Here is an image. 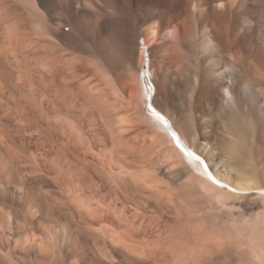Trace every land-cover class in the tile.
<instances>
[{"label":"bare ground","instance_id":"obj_1","mask_svg":"<svg viewBox=\"0 0 264 264\" xmlns=\"http://www.w3.org/2000/svg\"><path fill=\"white\" fill-rule=\"evenodd\" d=\"M245 199L264 0H0V264H258L264 204L242 242L196 205Z\"/></svg>","mask_w":264,"mask_h":264},{"label":"rangeland","instance_id":"obj_2","mask_svg":"<svg viewBox=\"0 0 264 264\" xmlns=\"http://www.w3.org/2000/svg\"><path fill=\"white\" fill-rule=\"evenodd\" d=\"M139 43H140V46L142 47V49L145 50L146 46L142 45L143 44V40L142 39H139ZM142 65L143 66H142V73L141 74H142V76H144V75L147 76V73H146L147 56H146V52L145 51H144V57H143V64ZM146 111L148 112V109H146ZM196 203H198V202H196ZM199 204H196V205L199 206L198 207L199 209H205L206 210V214L208 213L206 215V217H207L206 219L208 221H210L211 224H213V227H215L214 229L217 228V229H224L227 232L229 231V233L231 235H233L234 239H237V240L239 239L242 242V241H244V240H242L244 238L243 237H238V236L235 235V232H234V230L232 228L231 222L235 221L236 223H239L245 218H253V217L262 216L263 214L261 212H262V208H263V204L264 203L262 201H255L253 199H247V200L245 199L241 203L238 202L235 205L226 204L227 206L226 205H221V204H215L214 202L208 201V200H203V201H201V204L200 205ZM216 205H219V206L221 205L222 207H219V206H216ZM217 226L220 227V228H218ZM262 246L264 247V245H262ZM16 252L18 253V255L23 256L22 250L18 249V250H16ZM251 260H252V258L250 257L249 254H247L245 263H249V261H251ZM239 263L242 264L241 262H239L237 257H234V256L228 257L227 260H226V264H239ZM258 264H264V261L263 262H259Z\"/></svg>","mask_w":264,"mask_h":264}]
</instances>
